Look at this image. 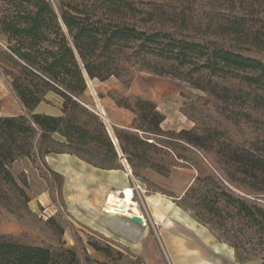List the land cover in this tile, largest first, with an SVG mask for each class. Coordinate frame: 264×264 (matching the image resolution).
Segmentation results:
<instances>
[{
  "label": "trees",
  "instance_id": "trees-1",
  "mask_svg": "<svg viewBox=\"0 0 264 264\" xmlns=\"http://www.w3.org/2000/svg\"><path fill=\"white\" fill-rule=\"evenodd\" d=\"M88 2H59L58 14L49 0H0V35L6 40L1 69L31 112L0 117V187L29 200L10 167L20 158L36 165V154L62 180L45 159L56 152L54 146L95 168L121 169L103 118L85 101L86 74L101 82L114 77L124 85L140 72L173 77L209 97L181 109L193 128L164 130L166 116L155 102L112 90L108 96L116 105L135 115L130 129L114 127L121 154L136 177L146 169L168 178L175 168H194L198 175L181 201L196 220L233 232L238 241L236 233L252 232V239L264 245V207L232 189L264 194V58L249 55L264 56V18L225 16L221 33L228 42H196L146 28L170 16L165 5L142 10L136 0ZM177 16L186 24L184 12ZM50 93L63 99L59 116L35 112ZM0 197H5L2 188ZM92 246L111 255L108 248ZM0 264L81 263L71 249L53 251L0 235Z\"/></svg>",
  "mask_w": 264,
  "mask_h": 264
},
{
  "label": "rangeland",
  "instance_id": "rangeland-1",
  "mask_svg": "<svg viewBox=\"0 0 264 264\" xmlns=\"http://www.w3.org/2000/svg\"><path fill=\"white\" fill-rule=\"evenodd\" d=\"M49 1L58 14H60L59 2L82 6L90 4L88 0ZM136 1L142 10H152L154 3L165 5L166 12L170 15L158 17L146 28L172 34H183L192 37V41L196 42H204L210 39L228 42V39L221 33L223 25L221 19L225 16L240 15L255 19L264 18V0ZM180 12H184L186 16V24L181 23L177 16ZM5 41V37L0 35V117L20 115L29 117L31 112L28 109L24 110L23 104L12 87L11 79L1 69L3 66L1 63L3 61L2 52L6 50ZM249 55L257 59L264 58L263 55L256 53H249ZM7 64L14 67L11 63ZM118 83L122 84L120 80L113 77L105 83V91L100 92L95 86L96 83L89 80L88 93L85 96L86 101L95 111L104 114L99 104L103 98L109 97L108 93L114 90V84ZM124 86H133L134 91L142 94V97L155 99L158 106L168 114L169 124L174 128L169 130L175 131L190 130L194 126L191 121L193 125L181 121V109L186 103L191 100L196 101L200 96L204 97L206 101L209 99L203 92L195 90L189 84L176 78L147 72L136 73L133 83ZM100 95L104 97L101 98ZM44 103L55 108L59 104L62 106L63 99L50 93L46 96ZM108 121L105 122L104 120L106 126H110L114 133V125ZM39 143L40 141L37 140V148L40 146ZM52 149L58 153L57 151L61 150V147L54 146ZM35 156L36 165L28 158H20L10 167L12 174L26 192L29 200L12 189L0 187V189H4L5 193V197H0V235L7 236L14 242L45 247L53 251L71 249L76 252L81 264L264 263V245L257 243L256 239H252L250 235L253 234L252 232H246L247 236L242 235L243 233H236L239 234L237 238L240 241H238V239H234L233 232L214 229L197 221L194 212L185 207L186 205L181 199L198 175L194 168H178L183 170L182 180L187 182L184 181L181 185L176 186L178 182L172 179L174 187L170 191L152 183L148 189L151 191V196L163 198L173 203V215H176L174 212H178L177 207H179L182 210L179 213L187 214L197 223L198 228H205L211 234H157L152 225L151 234H100L98 231L90 230L74 218L69 209L68 198L63 190V176L61 180L53 175L47 167L41 164L37 154ZM121 160L124 161V159ZM209 161L214 165L210 158ZM206 164L211 170H214L212 165L207 162ZM47 166L51 169L48 164ZM214 167L216 168L215 165ZM33 168L36 169L33 171L35 177L31 179L29 172ZM141 174L140 177L142 178ZM170 177L171 175L168 178ZM20 179L27 181L26 187L22 185ZM232 189L237 194L264 207V194L254 195L234 187ZM138 192L146 194L147 190L141 187V191ZM135 195V201L140 203L142 208L141 196L137 192ZM157 203L151 201V208L158 209ZM92 244L108 248L111 255L108 256L107 253L96 250Z\"/></svg>",
  "mask_w": 264,
  "mask_h": 264
},
{
  "label": "crops",
  "instance_id": "crops-1",
  "mask_svg": "<svg viewBox=\"0 0 264 264\" xmlns=\"http://www.w3.org/2000/svg\"><path fill=\"white\" fill-rule=\"evenodd\" d=\"M107 81L93 80L100 92L105 91ZM114 86V90L125 96L142 95L134 91L133 86L125 87L120 83L114 84ZM148 99L158 106L155 99ZM99 105L106 111L108 120L112 122L114 127L130 129L135 118L131 111L119 108L110 97L103 98ZM61 107V104H59L57 107L52 108L42 102L37 106L35 112L59 116L61 115ZM158 109L166 116L162 128L164 130L174 129L169 124V117L165 110L159 106ZM24 110L27 109L24 107ZM180 116L181 121L193 125L181 113ZM54 138L61 140L59 135H54ZM45 159L51 169L64 178L63 190L68 198L70 212L77 221L82 222L90 230L98 231L100 234H151L152 225L157 234H211L205 228H198L197 223L187 214L179 213L182 211L181 208L177 207L178 212L175 211L176 215H173V203L163 198L151 196V191L148 189L151 187V183L170 191L174 187L173 180L178 182L176 186L186 181L182 180V173L184 172L181 169H174L170 178H165L151 169H146L142 172L141 178L136 177L131 166L128 163L125 164V161L122 160L120 161L121 169L103 170L95 168L77 156L68 153L52 152L47 154ZM34 170L36 169L33 168L29 172L31 179L35 177ZM129 171H132L131 175ZM137 185L147 190L146 194L137 191L143 204L141 208L140 203H137L140 213L145 219V224L142 225L133 222L130 217L122 216L119 212H117L118 215L112 213L108 207L112 195L120 197L119 192L135 188ZM151 201L159 203H157L159 205L158 209L151 208Z\"/></svg>",
  "mask_w": 264,
  "mask_h": 264
},
{
  "label": "bare ground",
  "instance_id": "bare-ground-1",
  "mask_svg": "<svg viewBox=\"0 0 264 264\" xmlns=\"http://www.w3.org/2000/svg\"><path fill=\"white\" fill-rule=\"evenodd\" d=\"M100 108L104 112L103 115L106 116L105 120L108 121L107 114H106L105 110L102 107H100ZM105 116H104V118H105ZM134 198H135V194H134V191L132 189H127L125 192H122V196H120V197L112 195L109 199L110 200V203L108 204L109 210L116 215H118L117 212H119V214H121L124 217L132 218L133 216H138L139 218H141L143 220V222L145 224V219L143 218L142 214L140 213V210L138 208V204L134 200Z\"/></svg>",
  "mask_w": 264,
  "mask_h": 264
},
{
  "label": "water",
  "instance_id": "water-1",
  "mask_svg": "<svg viewBox=\"0 0 264 264\" xmlns=\"http://www.w3.org/2000/svg\"><path fill=\"white\" fill-rule=\"evenodd\" d=\"M86 77H87V83H88V85H89V78H88V76H87V74H86ZM100 114V116L105 120V118H104V115L103 114H101V113H99ZM105 122H106V120H105ZM107 129H108V132H109V134H110V136L112 137V139L115 141H117V139H116V137H115V134L113 133V131L110 129V126H108L107 125ZM132 172V171H131ZM132 221L133 222H135V223H137V224H140V225H142L144 222H143V220L141 219V218H139L138 216H133L132 217Z\"/></svg>",
  "mask_w": 264,
  "mask_h": 264
},
{
  "label": "built area",
  "instance_id": "built-area-1",
  "mask_svg": "<svg viewBox=\"0 0 264 264\" xmlns=\"http://www.w3.org/2000/svg\"><path fill=\"white\" fill-rule=\"evenodd\" d=\"M113 142H114V145L118 148V150H119V153H120V156H121V159H124V161H125V163H127V160L125 159V158H123V155L121 154V152H120V149H119V145H118V141H114L113 140ZM129 174L131 175L132 174V172L131 171H129ZM132 190L134 191V194L137 192V191H141V187L139 186V185H137V186H135V188H132ZM126 190H124V191H122V192H125ZM122 192H119L118 193V195L119 196H122ZM136 196V195H135ZM134 200H135V198H134Z\"/></svg>",
  "mask_w": 264,
  "mask_h": 264
}]
</instances>
